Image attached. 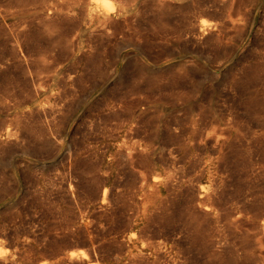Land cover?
Returning a JSON list of instances; mask_svg holds the SVG:
<instances>
[{"label":"rangeland","instance_id":"1","mask_svg":"<svg viewBox=\"0 0 264 264\" xmlns=\"http://www.w3.org/2000/svg\"><path fill=\"white\" fill-rule=\"evenodd\" d=\"M0 264H264V0H0Z\"/></svg>","mask_w":264,"mask_h":264},{"label":"bare ground","instance_id":"2","mask_svg":"<svg viewBox=\"0 0 264 264\" xmlns=\"http://www.w3.org/2000/svg\"><path fill=\"white\" fill-rule=\"evenodd\" d=\"M73 256H75V254H74V253H72V254H71V257H73Z\"/></svg>","mask_w":264,"mask_h":264}]
</instances>
